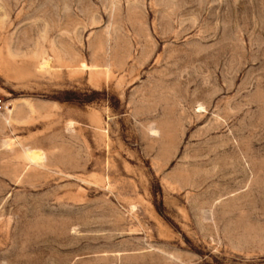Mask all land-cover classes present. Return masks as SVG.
I'll use <instances>...</instances> for the list:
<instances>
[{"label":"rangeland","instance_id":"obj_1","mask_svg":"<svg viewBox=\"0 0 264 264\" xmlns=\"http://www.w3.org/2000/svg\"><path fill=\"white\" fill-rule=\"evenodd\" d=\"M0 264H264V0H0Z\"/></svg>","mask_w":264,"mask_h":264},{"label":"built area","instance_id":"obj_2","mask_svg":"<svg viewBox=\"0 0 264 264\" xmlns=\"http://www.w3.org/2000/svg\"><path fill=\"white\" fill-rule=\"evenodd\" d=\"M0 110H2V106L0 105Z\"/></svg>","mask_w":264,"mask_h":264}]
</instances>
